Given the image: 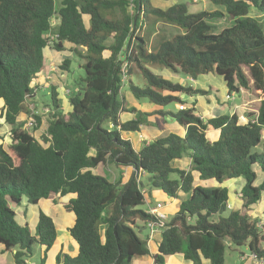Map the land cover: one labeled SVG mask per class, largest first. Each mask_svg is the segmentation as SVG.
Listing matches in <instances>:
<instances>
[{"label": "trees", "instance_id": "1", "mask_svg": "<svg viewBox=\"0 0 264 264\" xmlns=\"http://www.w3.org/2000/svg\"><path fill=\"white\" fill-rule=\"evenodd\" d=\"M209 1L224 13H192L190 0H174L164 10L150 0H62L58 8L55 0H0V119L9 134V143L0 144V246L14 264H27L35 247L44 248L38 263L43 264L56 242L49 216L39 211L32 232L26 222H16L15 210L22 201L37 206L57 194L71 196L65 210L74 215L69 235L78 252L75 257L59 253L55 264H131L149 255L135 232L136 220L156 221L144 210V190L170 199L185 195L159 228L155 264L174 255L190 264H224L226 247L242 246L264 264V209L261 225L249 214L264 197V98L244 124L235 113L202 119L192 104L168 111V105L185 106L205 92L151 71L158 67L193 81L213 74L229 93L264 97V0ZM149 16L180 32L170 39L157 35L150 47L146 37L135 34ZM217 18L229 26L216 32L209 21ZM50 32L58 39L48 46ZM47 49L82 59L83 77L68 97L67 113L51 88L41 103L49 113L38 139L33 132L41 115L33 81L44 70ZM63 65L67 71L69 60ZM132 78L142 80V87ZM125 85L134 100L154 108L141 113L126 105ZM123 113L135 117L122 122ZM22 114L35 119L30 130L17 122ZM167 122L185 128L184 136L143 141L138 151L123 138ZM206 130L218 131L217 140L209 141ZM183 159L189 161L185 170L172 166ZM109 164L129 169L126 182L94 173ZM195 177L214 186H194ZM234 180H242L237 192L242 204L231 210L230 191L222 184Z\"/></svg>", "mask_w": 264, "mask_h": 264}, {"label": "rangeland", "instance_id": "2", "mask_svg": "<svg viewBox=\"0 0 264 264\" xmlns=\"http://www.w3.org/2000/svg\"><path fill=\"white\" fill-rule=\"evenodd\" d=\"M62 0H55V6L56 8L60 7V3ZM180 1H187V0H180ZM192 3V7L190 12L194 13L199 10H204L206 12H213V11H220L224 13V10L221 7L214 6L209 0H190ZM171 2H174V0H150V4L153 7L159 8V9H166L171 5ZM255 15V14H254ZM150 21L149 23H145L142 30L140 28V22L139 26L136 31V35H138L141 38H147L146 40L149 42V46L151 47L150 43H153L155 39L157 38V35H161L165 37L166 39H170L174 35L178 34L180 30L176 27L170 26L166 23L162 22H156L154 24V18L152 16H149ZM86 22V19H85ZM55 23V21H54ZM209 23L214 27L216 32H219L222 28L229 26V22L225 18H217L210 20ZM154 24V25H153ZM153 28V31L151 30ZM149 47V48H150ZM83 51V50H82ZM70 53V52H69ZM67 52H63L62 55H70L71 60H69V65L67 66L68 70H64L65 76H66V83L69 90L74 91L75 87L79 84V80L81 77H83V71L81 70L80 66L84 62L82 59L78 58L77 56L73 54H69ZM66 60V59H65ZM61 68L64 67L63 60H61ZM63 71V68L61 69ZM151 71L163 77L164 79L169 80L172 83H180L182 86H184L186 83L189 86H192L194 89H200L201 91L205 92V95L203 97L196 96L195 98H190L185 106H180L177 104H170L164 110H170V111H177L182 110L185 107L190 108H197V112L195 113L196 116L204 119V118H210V117H216L220 115H229L235 113L236 115H239V122L245 123L247 121V117L251 114H254L256 110V106L258 105V102L263 99L264 97H260L258 93L251 94L248 92H244L242 90L241 94L238 96L234 93H229L226 89V86L222 79L218 76H215L213 74H207L204 76H200L197 81H189L185 80L183 76L175 75L171 73L168 70L161 69L158 67H151ZM176 78V79H173ZM135 85L142 87L143 81H138L137 78L131 79ZM123 91L126 93V105H132L135 107L136 110H139V112H150L154 107L147 102H141L136 101L128 94L127 86L123 88ZM42 96L45 100H47V95L42 92ZM264 96V95H263ZM210 100L213 103V108L209 111L206 110V107L209 105L208 102ZM36 101L39 102V106H36V113L41 115V125L40 127L33 132L34 136L38 139H40L42 133L45 131L46 128V117L48 112L45 110V108L42 107L40 102V98H37ZM196 101V102H195ZM192 102V103H191ZM211 102V103H212ZM32 111H34L33 107H30ZM124 114V115H123ZM121 116V120H130L132 119V115H127L126 113H123ZM161 121V118H160ZM23 130H30L31 127L35 124V119L33 117H27L26 115H20L17 121ZM162 122V121H161ZM165 128V133H176V134H183L184 129L181 126L177 124H173L171 122L163 123ZM146 128H142L143 131ZM212 132V130H206L205 135L208 139H210L209 134ZM125 138H127L133 148H135L137 151L139 150V147L141 145L140 140H145L144 136H142L141 132L136 135H128L123 134ZM262 138L264 139V130L262 131ZM148 139V138H147ZM3 144L5 147L7 143H9V134H8V127L3 123V121L0 119V144ZM182 165H184L187 161V159H183L180 161ZM179 166V162H176L173 164ZM177 168V167H176ZM184 170V169H180ZM94 173L100 174L110 180H121L127 178L129 175V169H123V170H117L113 165H106V166H100L96 170H94ZM175 177V176H172ZM196 181L194 183V186L200 185L204 188L213 187L214 183L212 181H205V182H199L197 178L195 177ZM141 180L142 177H141ZM261 180V176H259L258 181H256V185ZM242 185V180H234L230 181L229 183L222 184V186H227L230 191V204H231V210L233 209H240L241 208V200L238 199V189ZM144 195L146 196V192H144ZM184 197V196H183ZM182 197V198H183ZM177 205V207L169 206L167 208L162 209L163 212L166 213V217H171L177 210L178 206L180 204V200L174 201ZM176 209V210H175ZM264 209V197L252 208L250 209L249 214L252 218L259 217L260 223L263 222L262 219V211ZM135 232L137 233L138 237L142 240H145L146 232L142 231L139 232L137 229H135ZM36 252L33 254V260H38L39 254H38V247H35ZM0 264H13L11 262V255L9 256H2L0 259ZM224 264H261V261L257 260L254 256L249 254L248 250L245 247H226L225 255H224Z\"/></svg>", "mask_w": 264, "mask_h": 264}, {"label": "crops", "instance_id": "3", "mask_svg": "<svg viewBox=\"0 0 264 264\" xmlns=\"http://www.w3.org/2000/svg\"><path fill=\"white\" fill-rule=\"evenodd\" d=\"M85 19L87 21V18H85ZM63 52H67V51L56 52V51H53L51 49L45 50V53H44V65H45L44 70L41 74H39L36 77V79H34L33 85H36L38 87V92L36 93L35 99L40 98V100L42 101V102H40V104L43 103V101H46L44 99V97L42 96V92H44L47 95L49 93V91L51 90V88L54 87L55 91L57 93L58 103H59L60 107L62 108L63 112L67 113L70 110V106L68 104V97L69 96H65V94L63 93V89L67 88V87H65V86H67L66 76H65L66 71L61 70L60 63H61V60H63V61L65 59L71 60V56L70 55H68V56L62 55ZM68 53H69V51H68ZM173 79H176V78H173ZM185 80L191 81L190 78H185ZM195 81H197V80H195ZM184 84H186V83H184ZM211 102H212L211 100H210V102H208L209 105L206 107L207 111L211 110L214 106L213 105L214 102H212V103ZM37 106H39V102H38ZM30 107H32V105ZM136 111L139 112V110H136ZM126 114L132 115V119H134V117H135L134 114H130V113H126ZM230 115H232V114H229V116ZM237 116H238V118H240L239 115H237ZM210 118H213V117H210ZM125 121H128V120H125ZM171 123L174 124V122H171ZM175 124H177V123H175ZM240 124H242V123H240ZM142 128H146V129H144L142 131L140 128V131L138 133H125V134H128L130 136L132 134L138 135L141 132L142 136H144V139H145L143 141H151V140H154V139H157V138H160V137H163V136L169 134V133H165L164 124H162L160 129L155 128V127H142ZM184 133H185V130H184L183 134H181V135L178 134V135L184 136ZM174 134H176V133H174ZM209 137H210V139L207 138L209 141L217 140L218 131H212L209 134ZM123 138L127 139L124 136H123ZM143 141L140 140V141H137V143L138 142L142 143ZM132 148H133V146H132ZM133 149L136 150L135 148H133ZM176 162H179V164H180L179 166L175 165L178 169H184L185 170L189 165V161L186 162L184 165H182L180 161H174V164ZM172 166L174 167V165H172ZM127 178H128V176H127ZM127 178L122 179V182L123 183L126 182ZM195 181H196V179H195ZM226 184L227 183H225V185ZM143 192H146V194H147L146 196L144 195V210L145 211H147V209H150V208L161 207L160 210L162 211V209L167 208L169 206L177 207V205L174 201L180 200V202H181L182 200L185 199V195H183L181 193L179 194L178 199H170L158 190H146V191L144 190ZM70 198H71V196H60L57 194V195L52 196L46 200L39 201L37 206H28L25 204V201H22L21 206L15 210L16 222L19 224H24L26 222L28 224V226L30 227V230L32 232L34 231L35 226L37 224L39 211L43 212L45 215L49 216L52 219L54 226L56 228V242L53 245V247L46 253V257H45L43 264H55V258L59 253L67 255L69 257H75L77 255L78 246L69 235V229L74 224V215H73V213L65 210V205L68 203ZM228 203L230 204V200ZM165 215H166V213H165ZM135 223H136V229L139 232H142V231L146 232L145 241H146L147 248L149 250V255L139 257V258H134L132 260L131 264H152V261H153L152 256L156 253L157 246L161 241V236H160L161 232L159 229L156 231H153V232H149L148 228L146 227V225H144V223L142 221L136 220ZM35 252H36V250H35ZM38 254H39L38 260H33L32 259L33 257H32L30 260H27L26 263L27 264H38L40 261V258L44 257V248H38ZM9 255L10 254L8 252H4L2 250V247L0 246V259L2 256H9ZM11 262L14 264L12 256H11ZM164 264H190V263H187L186 261H184V259L181 255H174V256L167 257ZM202 264H209V262L203 260Z\"/></svg>", "mask_w": 264, "mask_h": 264}, {"label": "built area", "instance_id": "4", "mask_svg": "<svg viewBox=\"0 0 264 264\" xmlns=\"http://www.w3.org/2000/svg\"><path fill=\"white\" fill-rule=\"evenodd\" d=\"M52 23H54V21H52ZM57 39H58V35L56 33L50 32L48 35V42H47L48 46H51L53 43H55ZM63 93L65 94V96H69L72 93V91L67 88H64ZM45 110L49 113L48 108H45ZM160 208L161 207L150 208V209H147L146 211L148 215L153 216L156 219V221L154 222L149 221L146 224V227L148 228L149 232L158 230L163 225V223L167 220L165 213L161 211ZM227 208L231 209V205L229 203L227 205ZM152 264H155V263L152 261Z\"/></svg>", "mask_w": 264, "mask_h": 264}]
</instances>
